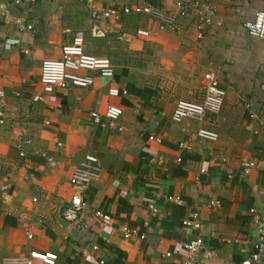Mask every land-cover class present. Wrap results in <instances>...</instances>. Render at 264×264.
<instances>
[{
    "label": "crops",
    "instance_id": "obj_1",
    "mask_svg": "<svg viewBox=\"0 0 264 264\" xmlns=\"http://www.w3.org/2000/svg\"><path fill=\"white\" fill-rule=\"evenodd\" d=\"M13 1L0 0L10 15L0 24V264H24L20 259L31 250L55 252L56 264H97L101 257L109 264H181V248L200 233L205 244L196 264H240L250 253L255 230L248 210L255 207L264 218V129L259 122L264 120V74L242 78L246 65L256 60L244 21L264 8V0H203L216 15L202 39L196 37L193 15L179 17V27L170 29L133 12L104 22L107 37H92L90 10L82 0L23 6ZM94 1L100 8L147 3L176 12L175 0ZM17 17L33 28L19 30ZM139 29L149 35H139ZM78 31L85 33L88 54L113 62L120 96L109 95L106 76L86 70L82 73L94 76V84L44 93L40 66L60 59ZM162 64L173 79L214 72L228 91L221 111L203 121H173L179 99L146 81L158 79ZM255 79H263L259 88ZM199 83L202 100L203 79ZM109 104L123 108L118 120L123 130L92 122L90 112L103 114ZM201 127L217 132L218 140H200ZM151 134L162 142L151 141ZM182 141H189L190 148L182 149ZM89 153L99 158L102 172L84 189L86 207L77 222L68 221L63 213L74 192L70 178ZM243 161L256 166L244 174ZM176 195L182 203L170 198ZM213 199L219 206L209 205ZM150 204L158 212L152 213ZM95 209L111 214L112 224L100 225ZM195 212L201 230L183 223ZM27 226H32V239ZM121 226L146 237L125 239ZM92 244L98 249L91 250ZM84 248L91 256L82 254Z\"/></svg>",
    "mask_w": 264,
    "mask_h": 264
},
{
    "label": "built area",
    "instance_id": "obj_2",
    "mask_svg": "<svg viewBox=\"0 0 264 264\" xmlns=\"http://www.w3.org/2000/svg\"><path fill=\"white\" fill-rule=\"evenodd\" d=\"M39 0H14L13 4L16 6L36 4ZM85 2L90 10L92 26L90 35L92 37H107L104 22L119 21L125 15L131 13L148 15L154 18L161 28L176 29L179 27L178 18L188 17L190 15L196 18V37L202 39L206 32V27L213 23L216 9L210 3L203 0H175L176 12L171 13L151 4H139L136 6H111L107 8L98 7L94 0H82ZM236 11H240L238 8ZM239 12V13H240ZM9 12L6 8H0V24L9 17ZM19 30H30L33 28L32 24H27L24 18H15ZM244 27L249 35L264 40V8L255 12V15L244 21ZM139 35L148 36L149 31L139 29ZM85 33L83 31L76 32L73 41L62 48V57L60 59L45 60L42 63L40 82L43 86L44 93H52L56 89H66L69 86L87 87L94 84V76L83 74L82 71H96L100 77L108 78L111 82L108 88L110 96L117 97L121 95V88L114 82V65L111 59L107 56L90 55L85 51ZM28 52V50H25ZM204 95L201 101L178 100L171 118L175 122H181L185 119L196 121H203L208 114H214L221 111L225 98L227 95V88L221 83L220 78L214 72H207L203 77ZM264 90V83L261 85ZM126 93V91H123ZM17 95H20L17 92ZM4 93L0 90V97ZM43 99V95L39 96ZM124 110L121 106L109 104L103 114L96 110L90 112L92 122L96 125L107 126L111 130H123L119 125L118 120L122 117ZM0 116L2 113L0 112ZM255 113H250V117H254ZM260 127L264 129V120H260ZM197 137L200 140L217 141L219 134L211 129L201 127L197 130ZM151 141L161 143V137L151 134L149 136ZM182 149L190 148L189 141H182L180 144ZM20 149L21 156H25L26 152L22 148L21 142L17 144ZM181 162V157L178 158ZM256 162L243 161L242 167L244 174H248L254 167ZM201 171H205L202 169ZM102 167L99 158L94 154H86L84 160L76 166L72 172L70 183L74 188L70 206L64 211L63 216L68 221L77 222L79 213L86 207V202L82 196L84 189L91 183L100 178ZM171 199L182 203L183 200L180 196L176 195L170 197ZM33 201H37L34 197ZM220 201L213 199L209 202L211 207L219 206ZM150 208L156 213L157 208L154 204H150ZM253 216L254 235L252 237V245L250 253L247 257L241 260L240 264H264V218L256 211L255 207L249 210ZM94 216L102 226H109L112 224V215L102 209H95ZM183 223L186 227L201 230L202 223L197 212L185 218ZM30 225V224H28ZM119 232L125 239H138L145 238V234H139L137 230H132L127 226H121ZM26 234L28 239H32L34 234L32 226H27ZM239 239H236L238 241ZM205 237L199 234L195 239L187 242L181 248L185 258L181 260V264H196V258L199 252L204 248ZM98 245L92 244L91 250L98 249ZM82 254L91 256L89 248H84ZM171 253H166L170 256ZM58 255L52 251L31 250L29 254L20 259L24 264H56ZM97 264H109L108 259L101 257L96 260Z\"/></svg>",
    "mask_w": 264,
    "mask_h": 264
},
{
    "label": "rangeland",
    "instance_id": "obj_3",
    "mask_svg": "<svg viewBox=\"0 0 264 264\" xmlns=\"http://www.w3.org/2000/svg\"><path fill=\"white\" fill-rule=\"evenodd\" d=\"M249 42L252 43V48L250 49V53L252 58L256 59L255 63H251L249 65H246V68L244 69V75L242 78H246L247 80H251L252 78H255L258 76V79H260V75L264 73H260V68L262 69L264 67V41L260 39H256L252 36L248 37ZM159 65V64H157ZM159 68L161 73L158 74V79L148 80L146 81H153L158 84H160L162 87L161 89L171 93L176 99L179 100H189V101H201V95L202 91L200 90L199 82L201 79H203L200 74H195L196 76H191L188 78H183L182 76L178 78H169L171 75L170 73L165 75L164 72V65H160ZM262 71V70H261ZM238 75V74H236ZM264 79V78H263ZM261 80H254L256 81L255 87L259 88L260 83L263 81ZM228 92V91H227ZM218 113V112H217ZM214 113V114H217ZM208 114L206 118L209 116Z\"/></svg>",
    "mask_w": 264,
    "mask_h": 264
}]
</instances>
